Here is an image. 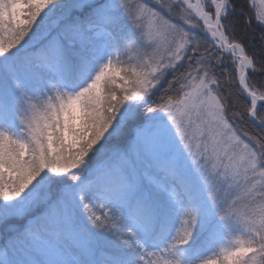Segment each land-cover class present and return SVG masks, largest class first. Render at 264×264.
<instances>
[{
    "label": "snow or ice",
    "instance_id": "1",
    "mask_svg": "<svg viewBox=\"0 0 264 264\" xmlns=\"http://www.w3.org/2000/svg\"><path fill=\"white\" fill-rule=\"evenodd\" d=\"M0 0V264H264V0Z\"/></svg>",
    "mask_w": 264,
    "mask_h": 264
},
{
    "label": "trees",
    "instance_id": "2",
    "mask_svg": "<svg viewBox=\"0 0 264 264\" xmlns=\"http://www.w3.org/2000/svg\"><path fill=\"white\" fill-rule=\"evenodd\" d=\"M256 8H260V5H259V2L256 0V5H255Z\"/></svg>",
    "mask_w": 264,
    "mask_h": 264
},
{
    "label": "rangeland",
    "instance_id": "3",
    "mask_svg": "<svg viewBox=\"0 0 264 264\" xmlns=\"http://www.w3.org/2000/svg\"><path fill=\"white\" fill-rule=\"evenodd\" d=\"M258 2H259V0H257ZM260 5V4H259ZM260 7H261V5H260Z\"/></svg>",
    "mask_w": 264,
    "mask_h": 264
}]
</instances>
